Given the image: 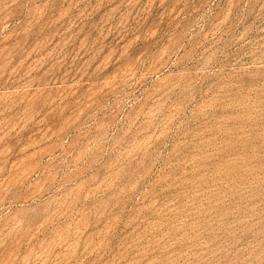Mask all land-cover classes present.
<instances>
[{"label": "rangeland", "instance_id": "374dc122", "mask_svg": "<svg viewBox=\"0 0 264 264\" xmlns=\"http://www.w3.org/2000/svg\"><path fill=\"white\" fill-rule=\"evenodd\" d=\"M0 264H264V0H0Z\"/></svg>", "mask_w": 264, "mask_h": 264}]
</instances>
